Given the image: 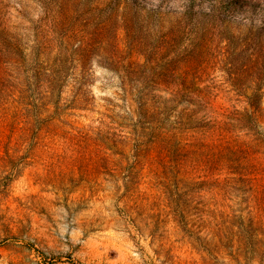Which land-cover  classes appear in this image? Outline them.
I'll return each instance as SVG.
<instances>
[{"label": "rangeland", "instance_id": "1", "mask_svg": "<svg viewBox=\"0 0 264 264\" xmlns=\"http://www.w3.org/2000/svg\"><path fill=\"white\" fill-rule=\"evenodd\" d=\"M227 1L233 6L224 0H0V15L20 26L29 44L55 39L51 65L59 55L67 83L64 107L54 115L60 121L40 146L0 148V170L20 172L0 177L10 183L0 189V264H264V148L229 162L164 130L148 163L134 172L141 185L135 195L124 185L151 141L138 116L126 113L135 111L138 97L191 99L200 122L257 86L264 93L249 63L253 31L243 23L264 0ZM195 13L206 23L203 39ZM222 14L226 28L214 17ZM228 39L232 51L249 45L243 58L226 56ZM179 67L189 72L188 91L178 86ZM82 90L87 104L76 100ZM102 118H113L115 130L100 131ZM83 134L90 140L83 142ZM102 136L113 140L107 162L96 154ZM126 136L131 141L120 143Z\"/></svg>", "mask_w": 264, "mask_h": 264}, {"label": "trees", "instance_id": "2", "mask_svg": "<svg viewBox=\"0 0 264 264\" xmlns=\"http://www.w3.org/2000/svg\"><path fill=\"white\" fill-rule=\"evenodd\" d=\"M133 5L135 11L140 10L138 4L133 2ZM247 5V3H241L240 8L246 11ZM224 6L229 8L233 4L224 0ZM251 12V17L254 19L244 20L243 23L253 31L254 53L249 63L255 69L256 82L260 85L264 82V5L259 8L252 6ZM195 16H198L196 18L200 21L197 38L203 39L201 37L205 34L201 30L205 29L206 23L199 13H195ZM214 17L223 25L227 19L225 14L220 17L214 15ZM255 19H258L260 23H256ZM20 29V26L14 25L11 20L0 15V148L7 150L21 147L34 148L43 143L50 127L60 121L54 115H58L64 107L62 101L64 89L67 86V83L60 79L64 73L59 64L61 63L59 55L55 57V63L51 65L55 39L41 40L38 37L33 44H29L20 33ZM227 41L230 45L228 44V48H225L226 56L243 58L249 45H242L237 52L231 50V40ZM181 70V67L174 70L175 75L181 78L178 86L188 91L190 90L187 78L189 72L182 73ZM235 80L238 79H234V82ZM76 100L87 104L89 101L87 92L82 90ZM214 102L215 99L208 101L211 105ZM227 102L230 106L220 105L222 113L218 116H207L200 122L196 120L197 123L194 125L196 121L190 109L193 104L191 99L180 96L135 99L136 109L132 111L131 107H128L127 116H138V122L145 132H149L146 135L151 136V141L145 144V149H140L137 157H140L143 150L146 151L145 157L136 161L130 176L124 183L125 187L129 188V193L135 195L136 185H140V182L137 183L136 180L140 175L137 173L139 176L135 177L134 172L138 167H143L144 162L148 163V158L157 148L155 142L161 138L164 130L174 133L171 136L172 139L180 136L208 146L212 149L214 156L220 155L229 162L241 163L245 159L262 154L261 149L264 148V124L261 120L264 104L263 87L257 86L253 95L231 98ZM183 105L186 107L177 112ZM173 111L177 112L174 116L175 120L172 119ZM110 119L111 121H107L106 118H102L99 121L100 131L115 130L114 125L118 123L113 118ZM178 132H181L180 135ZM82 139L83 142H87L90 136L83 134ZM109 140L113 141L109 136L98 138L96 154L104 162H107L113 154L111 152L113 149L107 145ZM129 141L131 138L126 136L119 142L127 144ZM7 154L11 157L16 155H11L9 152ZM19 175V169L16 168L12 171L5 168L0 170L2 181ZM9 185L8 181L0 182V189H8Z\"/></svg>", "mask_w": 264, "mask_h": 264}]
</instances>
